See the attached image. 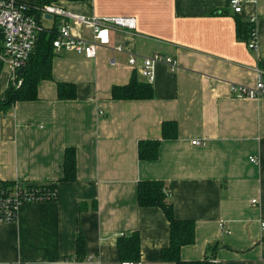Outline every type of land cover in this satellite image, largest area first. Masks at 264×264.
Listing matches in <instances>:
<instances>
[{"label": "crops", "instance_id": "1", "mask_svg": "<svg viewBox=\"0 0 264 264\" xmlns=\"http://www.w3.org/2000/svg\"><path fill=\"white\" fill-rule=\"evenodd\" d=\"M58 5L88 17H134L136 28L111 29L109 48L94 58L52 49L51 79L38 83L36 99L0 106V182L57 186L55 201L24 204L16 221L0 223V264H120L127 260L118 242L133 233L139 259L130 262L174 264L160 259L169 244L164 213L138 205L145 180L162 181L174 217L195 224L182 261L264 264V97L230 91L254 87L258 72L264 82V0H241L240 14L229 0ZM248 23L250 37H239L238 24ZM119 45L125 53L112 50ZM154 53L178 67L155 65L152 98L113 99V87L145 82L140 60ZM58 83L73 85V97L59 98ZM165 121L176 122L175 139H162ZM144 140H160L155 160L138 158ZM67 149L75 155L73 181H62Z\"/></svg>", "mask_w": 264, "mask_h": 264}, {"label": "built area", "instance_id": "2", "mask_svg": "<svg viewBox=\"0 0 264 264\" xmlns=\"http://www.w3.org/2000/svg\"><path fill=\"white\" fill-rule=\"evenodd\" d=\"M229 7L235 14L242 11L241 0H229ZM47 16L50 18L48 19ZM254 22V19H251ZM74 28L89 32V39L76 35ZM118 28L133 31L136 28L134 17H94L73 13L56 3H43L42 0H0V63L7 72V86L19 87L22 83L18 71L25 69L31 51L40 34L51 37V47L55 51L66 49L87 58H94L99 47L109 48L110 30ZM249 49H256L254 32L251 33ZM125 53L122 46L113 47ZM137 57L129 56L128 63L135 66ZM140 76L145 83L152 85L155 80V65L164 64L170 71H175L177 62L170 56L154 53L140 60ZM234 98L264 97V82L258 72L257 83L248 88L239 85L230 86ZM101 114V113H99ZM192 145H199L192 142ZM254 162V160L250 159ZM24 183L14 182L10 186L0 185V223L17 220L18 210L24 204L41 203L48 200L52 193L36 196L37 189ZM254 203V201H252ZM264 228V224H262ZM120 264H141L122 261Z\"/></svg>", "mask_w": 264, "mask_h": 264}, {"label": "trees", "instance_id": "3", "mask_svg": "<svg viewBox=\"0 0 264 264\" xmlns=\"http://www.w3.org/2000/svg\"><path fill=\"white\" fill-rule=\"evenodd\" d=\"M58 0H42L43 3H55ZM84 1V0H67ZM238 36L249 38L250 24H243L237 27ZM51 37L40 34L35 42L24 71L19 76L22 83L19 87H6L3 98L0 99V106L9 105L17 100H35L36 90L39 82L51 79L52 47ZM2 64L0 63V75ZM74 87L71 84L58 83L57 91L61 99L71 98L74 94ZM113 99L144 100L152 98L151 85L147 83H137L132 81L126 87H113L111 90ZM177 126L174 121H165L161 124V137L163 140L175 139ZM160 140H144L138 143V158L142 161H152L157 158ZM62 181H73L75 179V155L74 150L65 151L63 164ZM23 183V182H21ZM13 183L0 182L2 186H10ZM31 188H36V196L52 193V196L44 201H55L57 196L56 183L33 184L24 183ZM137 202L140 208L157 207L164 213L169 224V244L160 252L162 261L173 262L174 264H214L209 258L199 261H182L180 259V249L191 245L195 239V224L191 220H180L174 217L171 202L167 199L165 184L162 181L145 180L137 185ZM78 254L81 252L83 242L80 238L76 240ZM118 249L122 260L137 261L139 259L140 240L138 233H133L127 238L120 239Z\"/></svg>", "mask_w": 264, "mask_h": 264}, {"label": "rangeland", "instance_id": "4", "mask_svg": "<svg viewBox=\"0 0 264 264\" xmlns=\"http://www.w3.org/2000/svg\"><path fill=\"white\" fill-rule=\"evenodd\" d=\"M61 1H67V0H58L55 3L58 5V2H61ZM5 82H6V74H5V71H2L0 75V90L2 89Z\"/></svg>", "mask_w": 264, "mask_h": 264}, {"label": "water", "instance_id": "5", "mask_svg": "<svg viewBox=\"0 0 264 264\" xmlns=\"http://www.w3.org/2000/svg\"><path fill=\"white\" fill-rule=\"evenodd\" d=\"M47 18L49 19L50 17L47 16ZM23 71H24V69H20V70L18 71V74L20 75Z\"/></svg>", "mask_w": 264, "mask_h": 264}]
</instances>
